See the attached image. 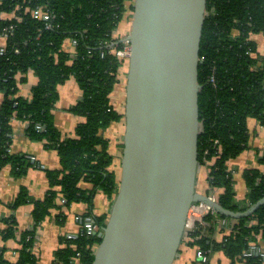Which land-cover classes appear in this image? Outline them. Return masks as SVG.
Masks as SVG:
<instances>
[{
	"label": "trees",
	"instance_id": "1",
	"mask_svg": "<svg viewBox=\"0 0 264 264\" xmlns=\"http://www.w3.org/2000/svg\"><path fill=\"white\" fill-rule=\"evenodd\" d=\"M135 0H0V170L12 165L13 173L22 176L34 163L22 153L11 152L12 121L28 122L27 134L55 149L61 159L60 169H49L50 188L44 199L32 198L26 188L11 207L33 203L35 226L21 234L19 256L10 262L0 248V264H39L33 253L38 225L57 207V198L68 205H88L81 231L64 236L52 264H92L106 225L107 214L94 213L95 197L103 192L113 203L120 176L116 154L110 151L112 138L105 132L125 116L114 93L127 58L116 50L126 44L121 28L133 18ZM40 8L49 19L36 18ZM202 34L199 81L201 132L199 161L206 171L205 192L230 210H245L264 197V170L247 168L244 177L248 191L243 200L236 198L232 159L250 148L252 134L249 119L264 126V53L258 51L254 35L264 34V0H208ZM125 23V24H123ZM74 44L67 50L65 42ZM33 71L37 83L30 97L19 94V85ZM74 77L82 98L69 111L83 118L75 135H64L55 124L54 110L59 100V85ZM214 77V80H211ZM116 148L123 150V141ZM264 166V149L259 157ZM121 164V163H120ZM119 164V165H120ZM82 182L91 186L83 188ZM62 217V216H61ZM91 217L97 232H89L86 218ZM223 221H225L223 223ZM5 240L16 236L15 215L5 219ZM220 232L222 238L215 236ZM184 242L203 250L208 262L196 258L192 264H211V256L222 250L230 264H264V205L256 212L232 219L219 212L208 213L204 223L186 232ZM183 242V243H184ZM245 252H251L245 255Z\"/></svg>",
	"mask_w": 264,
	"mask_h": 264
},
{
	"label": "water",
	"instance_id": "2",
	"mask_svg": "<svg viewBox=\"0 0 264 264\" xmlns=\"http://www.w3.org/2000/svg\"><path fill=\"white\" fill-rule=\"evenodd\" d=\"M208 0H135L118 193L92 264H175L190 210L235 211L199 189V81Z\"/></svg>",
	"mask_w": 264,
	"mask_h": 264
},
{
	"label": "crops",
	"instance_id": "3",
	"mask_svg": "<svg viewBox=\"0 0 264 264\" xmlns=\"http://www.w3.org/2000/svg\"><path fill=\"white\" fill-rule=\"evenodd\" d=\"M1 14L0 17H4ZM257 42L258 51L264 53V34L254 35ZM4 38L0 36V46L3 45ZM67 50H73L74 44L67 40L64 44ZM37 76L33 71L27 75V81L19 85V94L24 97L31 96V90L37 83ZM122 76L119 86L122 82ZM116 86V87H117ZM59 100L54 110L55 124L62 131L64 135H75L76 126L83 121V118L69 111L70 107L76 104L83 96V89H81L77 80L72 77L65 83L59 85ZM4 92L0 90V105L4 99ZM124 118L120 122H115L107 129L105 134L109 138H113L115 143L110 145V151L116 154V163L122 155V152L116 148L119 143V136L122 138L124 129ZM13 137L10 146L11 152L25 154L30 157L34 163L29 167L26 174L16 176L13 173L12 165H6L0 170V248H4V258L10 262H16L19 256V249L21 247L20 238L22 232L32 229L35 226L33 217V210L35 208L33 203L23 204L14 210L11 207L12 202L20 193L23 187L28 190L29 195L37 200L44 199L50 188L47 170L60 169L61 159L55 149H49L45 146L43 141L34 140L27 134L28 122L20 119L12 121ZM249 126L251 129L252 140L250 148L243 151L239 157L232 159L230 168L233 171L234 185L236 188V198L238 201L246 197L248 186L246 185L244 171L247 168H260L264 170V166L260 163L259 157L264 149V126L262 127L255 118L249 119ZM117 129L120 135L110 136L112 130ZM123 139V138H122ZM120 162L118 163L119 167ZM121 168V166H120ZM203 171V172H202ZM120 173V172H119ZM118 173V175H120ZM202 191L208 189L206 184V171L201 167L199 174ZM199 184V181H198ZM83 188H88L91 185L82 182ZM62 198H57V207L51 208V213L38 225L36 230V238L33 245V253L35 254L39 264H52L55 261V254L59 248L65 246L64 236H76L82 229L81 224L83 217L87 213L88 205L84 202H73L71 204H64ZM112 202L103 193L99 192L95 197L94 213L107 214L111 208ZM15 215L17 220L16 236L5 240L3 238V231L7 227L5 219ZM62 216V217H61ZM108 217V216H107ZM217 238H222L220 232H216ZM263 250H264V243ZM264 252V251H263ZM197 258V251L195 247L188 246L185 242L176 258L175 264H192ZM211 264H230V259L224 254L222 250H216L211 256ZM236 264H246L245 262H237Z\"/></svg>",
	"mask_w": 264,
	"mask_h": 264
},
{
	"label": "built area",
	"instance_id": "4",
	"mask_svg": "<svg viewBox=\"0 0 264 264\" xmlns=\"http://www.w3.org/2000/svg\"><path fill=\"white\" fill-rule=\"evenodd\" d=\"M34 15L36 16V18H43V19H49L50 15L48 13H44L42 12V10L40 8L34 10ZM125 45L123 46V48L116 50V54L119 57H124L127 58L129 55L131 54V44L128 41H125ZM1 52H3V48H0ZM211 80H214V77H212ZM212 199L215 201L217 200L216 198V194L210 193L209 194ZM190 220L189 223L187 225V231H191L195 226L197 222L200 223H204V217L208 214V213H215L216 210H212L209 206L205 205L204 203H196L190 210ZM225 221H223L224 223ZM85 226L87 228V230L89 232H93L96 233L97 232V227L94 224V222L92 221L91 217H87L86 218V223ZM70 237H72V235H70ZM251 252H245V255H250ZM197 258L201 259L203 262H208V256L206 255V253L201 250L198 249L197 250Z\"/></svg>",
	"mask_w": 264,
	"mask_h": 264
},
{
	"label": "rangeland",
	"instance_id": "5",
	"mask_svg": "<svg viewBox=\"0 0 264 264\" xmlns=\"http://www.w3.org/2000/svg\"><path fill=\"white\" fill-rule=\"evenodd\" d=\"M132 20H133V18L132 19H129L127 22H126V24L125 23H123V24H125L122 28H121V31L123 32V33H125V34H128L129 32H130V29H131V26H132ZM126 68L128 69V67L126 66ZM127 69H124V71L126 70L127 71ZM122 82H121V84L119 85V86H117V93H114L113 94V96L115 95V100H116V102H118V106H119V108H120V110L123 112L124 111V105H125V98H126V88H125V84H126V73L124 74L123 73V75H122ZM120 83V82H119ZM121 129L123 130L124 129V127H123V125H121ZM121 129H120V131H121ZM120 131H118L117 129H115V130H112V131H110V133H109V135L110 136H116V135H120ZM119 143H121L122 141H123V139L119 136ZM113 139V138H112ZM116 141V140H115ZM115 141H114V139H113V141H112V143L114 144L115 143ZM121 171V168H120V165H119V167L117 168V172L119 173ZM203 172V171H202ZM120 174V173H119ZM120 176V175H119ZM198 186H199V188H201L202 186H201V184H200V179H199V184H198Z\"/></svg>",
	"mask_w": 264,
	"mask_h": 264
}]
</instances>
